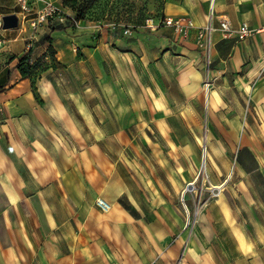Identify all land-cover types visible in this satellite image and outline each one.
<instances>
[{
  "label": "crops",
  "instance_id": "obj_1",
  "mask_svg": "<svg viewBox=\"0 0 264 264\" xmlns=\"http://www.w3.org/2000/svg\"><path fill=\"white\" fill-rule=\"evenodd\" d=\"M27 1L35 18L44 4ZM7 15L17 26L1 31L0 264H264V147L252 123L255 113L264 125V0H165L163 16L214 28L209 57L195 30L186 40L165 26L55 30V17L33 28L18 0H0V20ZM222 18L233 30L246 23L250 35L224 39ZM29 52L45 67L22 77L17 64ZM206 78L209 172L244 177L246 191L244 216L216 200L220 235L210 214L185 227L170 193L187 172L160 183L147 162L156 141H172L157 127L201 104ZM177 142L184 163L199 158L186 135Z\"/></svg>",
  "mask_w": 264,
  "mask_h": 264
},
{
  "label": "rangeland",
  "instance_id": "obj_2",
  "mask_svg": "<svg viewBox=\"0 0 264 264\" xmlns=\"http://www.w3.org/2000/svg\"><path fill=\"white\" fill-rule=\"evenodd\" d=\"M164 3L165 0H54L57 9L55 25L61 23L57 15L61 14L64 17L63 22L67 24H94L97 27H109L112 31L125 33L127 30L133 31L144 27L147 20L156 21L160 19L163 16ZM257 82H261V80L252 81L253 88ZM209 83L206 78L203 84V93L199 97L201 104L198 103V106L188 108L182 118L173 111V114L176 115H173L171 119L172 125L157 127L156 135L171 136L173 142L170 139L167 143L156 141L159 153L154 159L150 156L149 160H146L158 169L156 179L160 183H162L160 179L163 180L168 176L174 186L175 180L181 177L179 175L181 170L183 172L184 169L187 172L188 182L185 183L182 179L181 189L175 190L173 188L170 193L172 201L185 216V227L190 231L193 230L201 215L210 214L215 220L214 226L217 228V235H220V232H223L221 231L223 229L222 212L221 208L217 206L216 200H222L225 204L228 203L234 214L244 216L241 206L245 205L243 198L246 191L242 185L244 177L231 173L228 178H224L209 172L205 138L212 130L207 127L206 120L204 121L203 108L205 94L206 91L208 92L206 89H210ZM206 96L208 95L206 94ZM183 117L187 118V125H184L185 120ZM252 119V123H257L259 140L262 147H264V125H260L261 122L255 113ZM243 127L247 128L246 126ZM180 135H186L191 148L195 146L198 159L195 156L188 155L186 163H184V160L181 159V157L184 158V154L180 152L179 142H177ZM156 139L159 140V137H156ZM129 147L128 156L131 158L137 157L134 146L130 145ZM143 150L148 156L147 150ZM140 163L146 166V163H142L141 160ZM159 166L165 168L168 174L163 175L164 173L159 170ZM166 180L164 182H167ZM236 205L239 209H236ZM232 206L235 207L232 208ZM249 229H251V233L255 234L252 225H249ZM228 264L242 263L234 262L232 258H229Z\"/></svg>",
  "mask_w": 264,
  "mask_h": 264
},
{
  "label": "built area",
  "instance_id": "obj_3",
  "mask_svg": "<svg viewBox=\"0 0 264 264\" xmlns=\"http://www.w3.org/2000/svg\"><path fill=\"white\" fill-rule=\"evenodd\" d=\"M37 2H42L44 4L43 8L36 13L35 18H31L32 6L27 0H18L20 6V13L23 20H30V25L33 28H37L40 24H47L49 19L55 17L56 8L55 4L51 0H36ZM61 22H63L64 17L61 14H57ZM146 27L150 29H157L160 26H165L170 28L173 33L179 37L181 40L188 39L190 32L195 30V42L197 48L203 50L207 57H209L210 47L212 43V33L215 31L210 25L202 28H196L193 22L184 17L174 18V17H162L156 21L147 20ZM3 28V22L0 20V48L5 44V40L2 37L1 31ZM219 28L221 30L224 39L235 37L238 40H244L247 38L251 30L246 23L241 24L236 30L231 29L230 24L226 18H222L219 22ZM264 30V28H262ZM126 32V31H125ZM97 206L104 212L108 211L110 205L106 203L103 199L96 200Z\"/></svg>",
  "mask_w": 264,
  "mask_h": 264
},
{
  "label": "trees",
  "instance_id": "obj_4",
  "mask_svg": "<svg viewBox=\"0 0 264 264\" xmlns=\"http://www.w3.org/2000/svg\"><path fill=\"white\" fill-rule=\"evenodd\" d=\"M164 17V16H162ZM161 17V18H162ZM76 22V21H74ZM74 24V23H73ZM72 25V24H70ZM52 29L58 30L61 28V24H56L51 25ZM50 53L53 54V52L50 50ZM44 63L41 62V60H38L36 62H32L31 61V54L30 52L27 53L26 55H24L23 57H21V59L19 60L18 64H17V68L19 70V72L21 73L22 77H32L33 73H35L38 69H43Z\"/></svg>",
  "mask_w": 264,
  "mask_h": 264
},
{
  "label": "water",
  "instance_id": "obj_5",
  "mask_svg": "<svg viewBox=\"0 0 264 264\" xmlns=\"http://www.w3.org/2000/svg\"><path fill=\"white\" fill-rule=\"evenodd\" d=\"M3 29L15 28L17 26V17L15 15H7L2 19Z\"/></svg>",
  "mask_w": 264,
  "mask_h": 264
},
{
  "label": "bare ground",
  "instance_id": "obj_6",
  "mask_svg": "<svg viewBox=\"0 0 264 264\" xmlns=\"http://www.w3.org/2000/svg\"><path fill=\"white\" fill-rule=\"evenodd\" d=\"M218 188V187H217Z\"/></svg>",
  "mask_w": 264,
  "mask_h": 264
}]
</instances>
